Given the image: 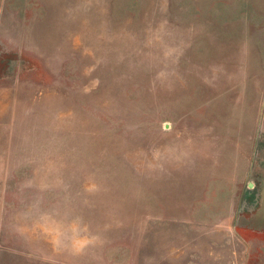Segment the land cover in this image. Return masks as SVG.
<instances>
[{
  "label": "rangeland",
  "instance_id": "obj_1",
  "mask_svg": "<svg viewBox=\"0 0 264 264\" xmlns=\"http://www.w3.org/2000/svg\"><path fill=\"white\" fill-rule=\"evenodd\" d=\"M0 264H264V0H0Z\"/></svg>",
  "mask_w": 264,
  "mask_h": 264
},
{
  "label": "water",
  "instance_id": "obj_2",
  "mask_svg": "<svg viewBox=\"0 0 264 264\" xmlns=\"http://www.w3.org/2000/svg\"><path fill=\"white\" fill-rule=\"evenodd\" d=\"M167 124V123H166Z\"/></svg>",
  "mask_w": 264,
  "mask_h": 264
}]
</instances>
